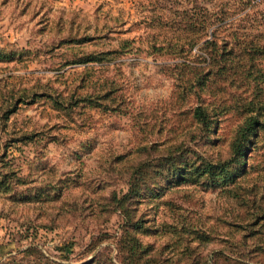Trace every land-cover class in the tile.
Returning <instances> with one entry per match:
<instances>
[{
	"label": "rangeland",
	"instance_id": "374dc122",
	"mask_svg": "<svg viewBox=\"0 0 264 264\" xmlns=\"http://www.w3.org/2000/svg\"><path fill=\"white\" fill-rule=\"evenodd\" d=\"M192 1L0 0V264H82L95 257L127 264L115 248L126 228L113 201L140 162L166 186L163 198L130 209L146 226L134 233L140 248L151 245L145 256L190 230L196 239L189 244L207 264L215 254V264H224L219 253L236 257L242 231L234 224L244 223L230 216L240 218L244 209L217 189L167 187L165 173L185 158H225L241 104L264 100V51L251 50L264 46V0H223L228 7L246 4V14L218 33L231 41L235 27H243L242 44L225 57L229 70L203 90L188 75L193 65L208 68L204 48L188 42L190 28L164 26L170 4L181 9ZM98 52L111 53L81 62ZM198 102L211 115L207 131L191 117ZM222 105L225 111L215 113ZM262 153L260 138L253 160ZM257 172L250 182H264V171ZM254 244L248 238L247 248ZM261 258L251 262L264 264Z\"/></svg>",
	"mask_w": 264,
	"mask_h": 264
},
{
	"label": "trees",
	"instance_id": "16d2710c",
	"mask_svg": "<svg viewBox=\"0 0 264 264\" xmlns=\"http://www.w3.org/2000/svg\"><path fill=\"white\" fill-rule=\"evenodd\" d=\"M207 5L203 6L197 0H193L191 3L181 6V9H177L175 5L173 7V4H170L166 9L169 20L164 23V26L172 32L190 28L194 36L191 38L193 40H188V42L200 43V46L204 48L206 55L204 63L208 60V68L201 70L204 66L196 67L193 65L194 70L192 72L190 70L188 75L189 83L198 86L201 90L206 86L208 88L211 84L210 82L208 83V79L212 76H222L229 70L225 68V57H227L233 46L239 43L242 44V41L240 42L241 35L239 34L243 32L241 30L244 28L236 26V30L231 33V41L224 39V37H218V33L229 27L233 19L240 20V17L246 14L244 12L246 4L242 3L228 7L223 0H212ZM216 39L219 40L218 44ZM251 50L261 52L264 51V46L255 44L251 46ZM115 51L113 50L112 53H116ZM109 53L111 52H98L93 55H87L81 62L99 61L105 55H109ZM2 57L5 56L3 55ZM230 70L233 71V68ZM244 71H246L244 76L251 73L248 69ZM252 78H255V74ZM109 92L104 93L103 99H108L110 95V101H112L113 98ZM226 108L227 106L222 105L221 108L214 111L215 113H221ZM240 110H242L241 120L233 131L232 139L228 146V155L225 158L212 160L203 156H196V161L185 158L181 164H170L167 168L169 174L164 172L168 175L165 180L167 187H177L183 183H190L200 185L203 189H217L219 194H223L226 197V202L230 205L244 209V217L238 218V212L230 216L231 220L238 219L240 223L244 224H234L235 227H239L242 231L240 238L235 242L241 247L235 248L233 253H235L236 257L231 258L219 253L223 261H225L224 264H253L254 262H251L252 259L257 257H262V261L264 259V182L258 181V184L250 182L251 180L249 179L251 173L255 172L258 175L257 171H264V153L260 154L256 161L252 158V153L258 145L259 139H264V100L257 102L248 100L241 104ZM191 117L206 131L210 124L213 123L209 110L200 102L191 108ZM141 164H145V162L132 166L131 171L128 172L126 191L113 201L118 203V208L121 209L119 213L124 218L123 227L125 226L126 230L129 231L125 230L118 243L116 242L117 255L123 250L128 258L127 264H207V257H197L193 251L194 247L189 244L196 238L191 235L193 232L188 229L189 232H187L188 234H186L185 238L177 236L174 241L162 244L158 248L156 255L145 256L147 248H150L151 245L147 244L146 248H140L141 243L135 238L134 233L138 231L137 228L142 227L141 225L143 227L146 226H144V220H135V214L130 209L137 203H151L153 199L163 198L166 186L155 182L154 175L160 174L157 170L150 168L144 171ZM145 178L148 181L147 186L141 184L142 179ZM1 182L2 178H0ZM244 182L248 186H243ZM167 227L170 232L177 230L173 225H168ZM147 229L152 230L153 228L149 226L144 228V230ZM130 231L134 236L130 234ZM177 232H186V228L182 226ZM206 237L205 235L199 238L205 241ZM250 237H253L255 244L247 248L246 243ZM169 249L171 250L170 257L162 258V254L165 251H170ZM244 255L251 257L249 263L243 262L244 259L248 260L242 257ZM173 256L175 257L173 258ZM214 256H211L210 264H215L216 259ZM256 261L259 263L260 259ZM82 264H105V260L99 261L95 257L91 262Z\"/></svg>",
	"mask_w": 264,
	"mask_h": 264
}]
</instances>
